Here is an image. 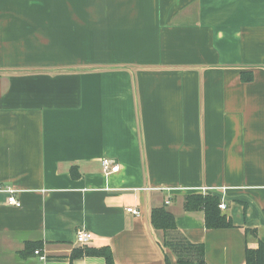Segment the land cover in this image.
<instances>
[{
  "label": "crops",
  "instance_id": "crops-1",
  "mask_svg": "<svg viewBox=\"0 0 264 264\" xmlns=\"http://www.w3.org/2000/svg\"><path fill=\"white\" fill-rule=\"evenodd\" d=\"M0 185L21 204L0 193V264L173 262L161 208L205 264H245L264 244V0H0ZM202 188L231 227L185 210Z\"/></svg>",
  "mask_w": 264,
  "mask_h": 264
},
{
  "label": "trees",
  "instance_id": "trees-1",
  "mask_svg": "<svg viewBox=\"0 0 264 264\" xmlns=\"http://www.w3.org/2000/svg\"><path fill=\"white\" fill-rule=\"evenodd\" d=\"M242 79L248 82L250 74H242ZM220 199L208 194L207 196L193 195L187 197L183 207L186 211L203 210L206 229H223L232 226L231 222L221 214L218 204ZM151 226L156 231H162L164 240L160 244L161 250L168 249L174 256L176 264H205L204 248L201 244H192L185 237L177 233L174 218L166 208L154 209L150 215ZM71 259L83 256H98L104 258L106 264H114L113 255L108 248L95 250L85 249L72 252ZM164 264H172L164 254ZM245 264H264V244L260 242L254 250L245 253Z\"/></svg>",
  "mask_w": 264,
  "mask_h": 264
},
{
  "label": "built area",
  "instance_id": "built-area-1",
  "mask_svg": "<svg viewBox=\"0 0 264 264\" xmlns=\"http://www.w3.org/2000/svg\"><path fill=\"white\" fill-rule=\"evenodd\" d=\"M100 165H102V171L104 173L105 176H108L110 174H114L117 173L119 170V165H116L115 162H113L112 160L109 159H103V161H101ZM161 191L166 190L168 191L169 189L167 188H163V189H159ZM210 189H199L196 190L199 194H201L202 196H207L208 193L211 191H213L214 189L210 190ZM216 190V189H215ZM0 193H5L7 195V201H6V205L11 206V207H20V201L19 199L15 196V191H13L10 187H4L2 185H0ZM169 203L168 200H166L164 202L165 205H167ZM219 210L223 211L226 206L224 204L223 199H220V203L218 204ZM126 213L130 214L132 216H139L140 215V211L138 209H132V208H127L126 209ZM74 240H75V244L80 245V246H84L87 245L88 243H90L93 240V235L90 232H87L84 229H78L76 230L75 234H74ZM34 254L38 255V252L35 251ZM40 260H45L44 257H40Z\"/></svg>",
  "mask_w": 264,
  "mask_h": 264
},
{
  "label": "rangeland",
  "instance_id": "rangeland-1",
  "mask_svg": "<svg viewBox=\"0 0 264 264\" xmlns=\"http://www.w3.org/2000/svg\"><path fill=\"white\" fill-rule=\"evenodd\" d=\"M175 262H176V260H175V258H173V262H172V264H176Z\"/></svg>",
  "mask_w": 264,
  "mask_h": 264
}]
</instances>
